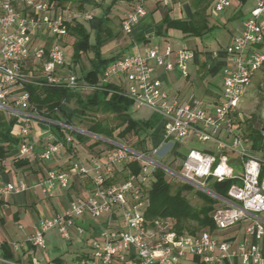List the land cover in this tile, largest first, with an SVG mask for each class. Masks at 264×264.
I'll return each instance as SVG.
<instances>
[{
    "label": "built area",
    "instance_id": "1",
    "mask_svg": "<svg viewBox=\"0 0 264 264\" xmlns=\"http://www.w3.org/2000/svg\"><path fill=\"white\" fill-rule=\"evenodd\" d=\"M234 1L215 0L213 12L225 11ZM146 13V0H133L132 7L121 18L124 33L131 34ZM93 18L91 11L76 12L50 0H0V110L25 113L18 131L21 157L36 156L31 140L32 121L45 118L31 103L26 85H42L46 78L47 83L71 90L83 87L85 83L67 61V46L62 39L68 34L70 23ZM41 33L49 35V45L33 46L34 37ZM225 51L231 62L221 71V96L211 109L197 98L183 103L172 99L157 73L158 69H179L187 77L194 57L187 47L154 45L145 52L123 54L105 66L98 84L116 78L119 92L133 101V109L148 108L157 113L161 118V130L156 137L159 142L192 138L209 147L190 149L176 170L154 157L161 149L158 145L143 151L77 128L65 120L54 121L61 133L38 156L50 161L66 151L70 165L67 170L49 168L38 184L41 191L51 194L56 187L68 189L76 174L89 177L93 188L88 195L71 199L61 212L43 217L29 238L33 246L47 248L46 232L50 229L56 228L70 240L74 229L84 232L77 219L105 217L106 225L99 237L91 241V253L81 257L79 264H184L189 255L203 264H237L236 259L242 264H264V248L260 243L264 239V221L257 216L264 212V145L255 148L254 140L236 121L248 86L264 67V0L255 1L242 21L241 32L230 39ZM29 59L41 64L39 73L26 69ZM74 131L102 139L114 147L85 162L80 157V143ZM132 161H139V171L126 166ZM156 166L219 200L220 206L213 212L217 231L247 220L246 238L222 239L209 230L179 234L168 220L148 219L145 212ZM226 179L235 180L228 188V196L210 189V181ZM27 189L24 180L7 182L0 186V198ZM3 243L0 240V259ZM8 245L14 251L23 246L19 242Z\"/></svg>",
    "mask_w": 264,
    "mask_h": 264
},
{
    "label": "crops",
    "instance_id": "2",
    "mask_svg": "<svg viewBox=\"0 0 264 264\" xmlns=\"http://www.w3.org/2000/svg\"><path fill=\"white\" fill-rule=\"evenodd\" d=\"M66 1L63 3L56 1L55 4L63 8H71V2L66 3ZM84 1L91 2V0ZM108 1L110 2L108 3ZM251 1L252 4L249 7L247 5L249 0L245 3L235 0L232 6L226 9L229 14L218 21L213 20V17H219L221 14L213 12L215 0H146V15L141 18L131 34H126L121 28V18L132 7L133 0H106L105 2L102 1L95 9L96 11L85 10L94 14L92 20L76 19L73 24L82 23L90 32V43L95 45L98 25L102 18L107 17V21L104 23V31L108 33L107 36L109 37L100 47L103 57L129 54L136 51L145 52L154 45L163 48L170 44L174 48L187 47L191 49L194 52V57L189 63V75L187 77L183 76L179 69L172 71L158 69L157 73L168 87L172 99L183 103L197 98L207 108L211 109L221 96V71L231 62L225 51V46L234 35L241 32L242 21L250 13L256 0ZM106 4L107 6H105ZM202 6H207V23L210 27L205 33L195 35L179 28H165V26H163V34L156 32V25L161 24L166 15L171 19L189 20L195 10ZM98 10L103 11L100 14ZM114 15H118V19L114 20ZM214 29L220 30L219 39L225 43H221L217 38L211 37L209 39L207 37V34ZM121 32L124 34L121 35ZM205 36L206 39L203 40ZM74 40L75 37L69 32L62 39L67 47L73 46ZM49 43V35L41 33L34 37L32 45L41 46L49 45ZM84 54H88L90 58L89 68L86 69L90 70L93 67L91 59L94 57V51L89 50L83 53L82 57ZM32 61L37 64L36 60L29 59L25 66L27 70L34 72L35 67L33 69L28 66ZM67 61L75 68L79 66L72 59H67ZM110 82L117 87L119 86V81L116 78ZM138 110L146 113V115L137 118L152 119L154 128L159 133L161 130L160 116L148 108ZM3 112L6 117H9L7 114L18 116L19 120L14 125L12 134L19 139V126L22 122V115L25 113L21 110L14 113ZM42 117L45 116L42 115ZM46 118H36L32 121L31 140L35 144L36 156L21 157L18 141L16 145L10 147L4 157L0 158V186L7 182L18 183L20 180H24L28 185V189L23 192L8 194L0 198V240L7 243L19 242L23 244L17 251L9 246L11 257H5L3 253L0 264H79L78 261L81 257L91 253L92 239L99 237L102 228L107 223L105 217L91 218L85 216L77 219L76 222L84 228V232L78 233L74 229L73 237L70 240H66L56 228H53L46 232L47 248L39 249L29 241L43 217L61 212L68 206L71 199L77 195H88L93 188L89 177L76 174L73 175L71 186L68 189L56 187L51 194H44L41 191L38 184L49 168L67 170L70 165V155L66 151L50 161H43L39 158L38 155L44 147L61 133L60 128L53 123L60 120ZM159 141V138H156L153 145L161 147L162 142ZM7 144L3 143L5 147ZM98 147L96 146L94 150L85 148L84 153L79 151L81 159L87 162L91 157L100 155L106 150L101 151V148ZM207 147L209 144H206L202 149ZM166 148L168 149L169 146ZM21 159L25 163L19 164L18 161ZM257 216L264 221V214L260 215L259 213ZM247 224L248 221L244 220L227 230L217 231L214 229L212 233L222 239L241 241L246 238L245 228ZM260 243L264 248V239ZM236 263L242 264L239 259H236ZM184 264L203 263L196 256L189 255L184 260Z\"/></svg>",
    "mask_w": 264,
    "mask_h": 264
},
{
    "label": "trees",
    "instance_id": "3",
    "mask_svg": "<svg viewBox=\"0 0 264 264\" xmlns=\"http://www.w3.org/2000/svg\"><path fill=\"white\" fill-rule=\"evenodd\" d=\"M50 1L63 3L65 0ZM240 1L245 3L247 0ZM206 8L207 6L198 7L189 20L171 19L166 15L163 22L156 25V32L163 34V26H165V28H179L184 32L201 35L210 29L207 23ZM106 21L107 17H104L98 25L95 45L90 43V32L82 23L76 22L73 24L72 22L68 25V32L75 37L72 46V61L79 63L83 53L89 50L94 51V57L91 59L93 67L90 70H85L83 74H79L80 81L85 85H88L87 83L99 85L90 94L83 96L79 89L71 90L64 85L47 83L46 78H43L44 84L28 83L26 89L29 91L30 101L37 111L53 120H65L74 125V118L86 115L88 110L93 108L102 113L113 114L118 121L115 125L105 120H93L84 130L115 141L133 135L137 139L136 148L148 151L146 142L153 131L156 130H154L153 120L135 117L132 111L133 101L121 94L119 87L115 84L111 82L98 84L100 73L105 66L110 61L122 56V54H115L110 57H103L101 53L100 47L109 37L107 36L108 33L104 31ZM70 67L74 68L72 65ZM71 98H74L76 107L71 111H67L63 104ZM18 120V116L6 117L5 113L0 110V158L4 157L10 147L16 145L19 141L12 134V129L18 123ZM259 120L261 118L256 114L248 119L247 134L254 140L255 148L264 145V122L261 123ZM56 126L59 127V125ZM118 129V133L115 134ZM74 132L79 143L87 142V146L90 147L87 149L94 150L96 146L102 144H106L108 149L114 147L113 144L102 139L92 138L90 135L77 131ZM3 143L8 144L5 147ZM18 163L22 164L25 161L21 159ZM126 166L134 172L139 171L141 168L139 161H132ZM168 176L170 174L165 168L155 167L151 187L149 188V204L145 212L146 217L150 220L160 218L170 221L179 234L184 232L195 234L202 230L213 231L216 229L213 212L217 208L219 200L204 190L196 189L191 184L183 182L174 185L171 180L172 175L170 176L171 179ZM234 181V179H226L220 182L215 180L210 181L209 186L211 190L219 195L228 196V188ZM194 189L195 193L203 200V204L200 206H195L187 196ZM3 248L4 256L11 257L7 242L3 243Z\"/></svg>",
    "mask_w": 264,
    "mask_h": 264
},
{
    "label": "rangeland",
    "instance_id": "4",
    "mask_svg": "<svg viewBox=\"0 0 264 264\" xmlns=\"http://www.w3.org/2000/svg\"><path fill=\"white\" fill-rule=\"evenodd\" d=\"M102 1H106V0H91L90 3H87L84 0H67V2H71V9L76 11V12H82L85 10H92L96 11L95 9L102 3ZM191 1V0H189ZM110 1H108L109 3ZM252 4V1L249 0L248 2V6L250 7ZM107 6V4L105 5ZM253 8V7H252ZM251 8V9H252ZM236 9V7H235ZM237 10V9H236ZM103 10H98V12L101 14ZM238 13V11H237ZM236 13V14H237ZM227 14H229V11H223L221 12V14L219 15V17L214 18L213 20H221L222 17L226 16ZM118 19V15H114V20ZM220 30L219 29H214L211 30L210 33L207 34V37L210 39L212 38H217L219 39V33ZM124 34L123 32H121V35ZM206 39V36L203 37V40ZM127 40V38H126ZM219 41L221 43H225L222 39H219ZM218 43V42H216ZM67 59L71 60L72 59V52H73V47L71 45H69L67 47ZM89 56L88 54H84V56L81 58L80 62L78 63L79 66H77L75 69L71 68L72 71L76 74H83L84 71L89 68ZM29 67L33 68L35 67L34 72L39 73V70L41 69V64H35L33 61L29 63L28 65ZM66 71V70H65ZM88 85H84L83 87H80L79 90L81 92V94L83 96H86L88 94H90L95 87H93V83H87ZM64 108L67 111H71L73 108L76 107V102L74 100V98L68 99L66 100V102H64L63 104ZM133 114L136 117H143V115L146 113L142 112L141 110H136L133 109ZM41 114V113H40ZM253 114H256L257 116H259L261 118V120H259V122L263 123L264 122V68L260 69L259 71L256 72V74L254 75L250 85L247 88V91L242 99L241 102V106H240V110H239V114L237 116V124L239 125V128L245 132L248 133V129L247 126L249 124L248 119L251 118V116ZM8 116H11L10 114H7ZM144 115V116H145ZM93 120H105V121H109L112 125H115L118 121L115 118V116L113 114H106V113H102L100 111H96V109H90L88 110L87 114L84 116H81L79 118H74L73 123L74 126L77 128H82V129H87L88 125L93 121ZM73 125V124H71ZM155 130V128H154ZM119 131V129L115 132V134H117ZM92 138H95L94 136H91ZM154 137V138H153ZM157 137V131H153V134L150 136L149 140H147L146 142V148L149 149L153 146V143L155 142ZM153 138V139H152ZM90 141V140H89ZM120 141H123L126 144H129L131 146L137 147L136 142L137 139L133 136V135H129L124 139H121ZM87 142H83L80 143V148L79 151L81 153H84L86 150L85 148H90L89 146H87L86 144ZM206 144L199 142L196 139H192V138H183V139H175L173 138L172 140H170L169 142H163L161 145V149H159L158 153L156 155H154V157H156L162 164H164L167 167L179 170L181 167V163L183 161V158L185 157V155L188 153V151L190 149H198V150H202V148L205 146ZM166 146L169 148L167 149ZM98 148H101V151L104 149H107V145L106 144H102L100 145ZM171 176V175H170ZM170 176H168L170 178ZM172 178V179H171ZM170 179L172 180V183L174 185H178L183 183L182 180L172 176ZM188 198L191 200V202L195 205V206H200L203 204V200L195 193V189L190 191L187 194ZM217 206H220V202L217 204ZM264 212H261L260 215H263ZM11 225V224H9Z\"/></svg>",
    "mask_w": 264,
    "mask_h": 264
}]
</instances>
